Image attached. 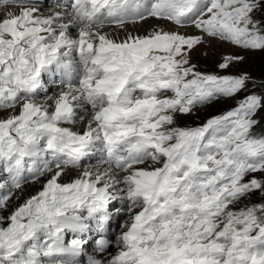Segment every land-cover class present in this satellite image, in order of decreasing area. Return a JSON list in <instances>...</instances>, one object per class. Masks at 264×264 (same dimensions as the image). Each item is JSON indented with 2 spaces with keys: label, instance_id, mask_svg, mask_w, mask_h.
Listing matches in <instances>:
<instances>
[{
  "label": "rangeland",
  "instance_id": "1",
  "mask_svg": "<svg viewBox=\"0 0 264 264\" xmlns=\"http://www.w3.org/2000/svg\"><path fill=\"white\" fill-rule=\"evenodd\" d=\"M20 2L0 0V6ZM210 12L206 15L209 20L201 23L204 30L199 23L196 26L212 37L211 42L200 35L190 37L192 40L182 33L144 39L128 50L119 45L123 72L129 73L137 59L145 68L142 75H121L122 86L146 90L148 97L155 98L137 104L150 114L119 109L101 138L103 150L96 157L85 156L82 148L86 137L61 125L48 122L41 130L33 124L32 131L21 138L24 119L0 123V135L9 131L16 134L13 150L9 149L11 144L0 143V252H7V245L18 239L39 237L33 242L36 245L30 244L20 255H1L7 264H62L66 258L71 263L67 251L58 248L69 249L75 239L92 242L81 251L88 264L93 263L91 252L100 249L106 254L102 258L98 254L96 259L108 264H128L124 257H129V249L137 254L129 264H196V259L199 264H206V260L225 264L224 251L233 237L230 232L239 228L247 232L239 234L237 250L243 253L249 235L258 226L256 218L245 211V201L264 184L260 176L264 172V139L251 140L248 135L261 107L251 82L264 83L254 77L264 73V0H213ZM4 24L12 26L14 32H0V121L20 102L19 94L33 100L41 96L30 91L35 68L14 59L27 52L21 48L24 25ZM37 52L33 49L28 54L33 57ZM151 55L164 59V67H150ZM174 79L182 87L192 86L191 90L205 83L200 90L204 89L203 97L186 101L188 92L178 91ZM167 104L174 105L164 107ZM61 114L67 116L68 112ZM62 121L71 124L70 118ZM184 122L190 125L179 130ZM183 130L186 132L179 136ZM232 143L245 150L251 147V152L259 154L255 167L248 171L250 158L231 156ZM96 159L124 174L126 186L119 194L107 196L100 190L81 188L49 195L42 192L53 169L60 165L80 169ZM147 163L159 166L151 169L148 177L139 175L140 181L123 171ZM199 166L203 168L197 169ZM107 200L118 213L126 214L127 221L116 215L115 223L101 236L95 229L101 219L91 208L103 206ZM2 257L0 264H4ZM263 257L264 251L253 260ZM247 258L251 256L247 254Z\"/></svg>",
  "mask_w": 264,
  "mask_h": 264
},
{
  "label": "bare ground",
  "instance_id": "2",
  "mask_svg": "<svg viewBox=\"0 0 264 264\" xmlns=\"http://www.w3.org/2000/svg\"><path fill=\"white\" fill-rule=\"evenodd\" d=\"M27 19H38L40 21V25H29L28 23H25V20ZM10 22L23 24L26 28H29L30 31H37L43 28L41 32L52 37L53 39L51 42L53 50L66 53H70L72 48L71 46L74 43L82 41H86V46L106 48L115 45L124 46L135 42H140L144 39H153L163 34L180 35L183 33L188 37L200 35L208 42L212 41L211 36L205 35V33H203L196 26L197 23H199L198 21L189 26H179L172 23L169 19L149 16L136 22L124 23L118 26L103 25L85 28L81 26L80 23L76 22V18L73 16L71 11L62 7L50 6L47 4L41 6H0V24ZM93 31L94 34H92ZM215 39L218 41V38L215 37ZM82 97V93L77 86L62 87L48 84L41 92L40 97L34 100L28 98L21 100L17 105L11 108V114L5 117V120H1L0 123L9 124L14 120L19 119H27L40 122L45 125L54 123L58 126L61 125L60 128H63L64 130L67 129L79 136L81 135L90 138L94 136L96 132V124L93 120L95 112L89 108L88 103L83 101ZM67 112L76 115V121L71 124H61L57 122L55 116ZM44 121H47V123H44ZM31 134H33V132ZM30 139L33 138L31 137ZM27 140L28 139H26V141ZM137 165V167H127V169L123 170H127L126 172L135 179V182L140 181L139 175L143 174L148 177L151 172L150 170L156 166H159L155 163H152V165L149 166L148 163ZM123 177L124 174L119 170H115L108 164H101L97 162V159L96 161H93L80 169L74 170H69L67 167L60 165V167L53 169L50 172V175H48L46 180L45 188L42 192L49 195L69 188H81L83 190H91L92 192L100 190L101 192H105L107 196L113 194L116 195L119 194L126 186L122 181ZM102 210H106V207H103ZM115 210L110 211L108 214H105V216L111 214L114 216L118 215V217H121V221L122 219L124 222L127 221L126 214L121 212L117 214ZM132 212L135 213L133 210ZM112 215L108 218L109 221H105L107 224L113 219ZM73 245L75 248L83 249L81 246L83 245L82 242L75 241ZM105 252H103V254L99 253L100 258L106 254ZM107 254H109L110 257L113 256L109 252Z\"/></svg>",
  "mask_w": 264,
  "mask_h": 264
},
{
  "label": "trees",
  "instance_id": "3",
  "mask_svg": "<svg viewBox=\"0 0 264 264\" xmlns=\"http://www.w3.org/2000/svg\"><path fill=\"white\" fill-rule=\"evenodd\" d=\"M264 26V25H263ZM256 79L264 80V73L261 75H255ZM252 86L257 88L258 95L260 97L261 107L258 110L257 113V122H255L249 129V135L252 137V139H264V83H255L251 82ZM200 117H197V120H199ZM190 123L184 122L182 124V127H178L179 130H181L183 127H188ZM251 147H247L246 151L250 152ZM264 178V172L261 173V175ZM247 204L245 205L247 208H245V211L249 214H252L253 217L256 218L255 222L260 226L264 224V184L257 189L251 196V198L247 199L245 201ZM244 211V212H245ZM245 212V213H246ZM243 216L245 213L241 212ZM246 213L245 215H247ZM244 215V216H245ZM0 228L2 226L0 225ZM1 257V256H0ZM4 262V261H3Z\"/></svg>",
  "mask_w": 264,
  "mask_h": 264
}]
</instances>
